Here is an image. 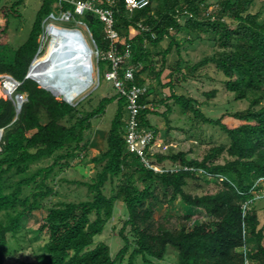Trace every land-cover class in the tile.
Returning a JSON list of instances; mask_svg holds the SVG:
<instances>
[{"label": "trees", "instance_id": "16d2710c", "mask_svg": "<svg viewBox=\"0 0 264 264\" xmlns=\"http://www.w3.org/2000/svg\"><path fill=\"white\" fill-rule=\"evenodd\" d=\"M24 1L15 0L5 9V26H0V76L12 77L20 83L16 91H12V95L15 91L13 99L0 98V130H3L0 139V264H5L12 239L18 243L24 241V237H17L23 231L25 218L45 209L47 215L40 226V231L47 235L44 251L18 264H121L128 254L127 264H136L138 258L144 264H154L165 259L169 247L177 253L176 264H246V260L248 264H264V224L261 225L257 204L253 202V188L264 178V107L256 108L264 100V20L260 22L258 14L248 12L249 6L257 0H153L148 7L133 13L127 11L125 0H115V28L122 39L132 44L131 62L140 67L136 73L137 84L145 85L142 75L154 70L149 46L158 48L169 40L167 48L161 50L165 64L172 52L179 54L177 37L180 34L199 38L201 33H208L220 49L187 68L188 74L215 64L236 100L250 101V107L244 111L211 119L201 112L194 100L174 93L176 85L172 80L162 84V89H170V99L184 113L192 114L193 120L219 127L229 139L227 147L211 148L202 160L190 158L187 152L157 153L158 164L167 160L178 163L180 168L173 172H155L126 153L125 98L116 94L103 98L91 111L81 110L58 100L27 78L39 48L42 23L54 10L56 0H42L26 41L15 50L11 60L7 58L2 48L10 16H21L18 8ZM213 3L215 9L211 11ZM64 8L73 9L68 4ZM76 19L84 22L91 33V27L104 28L91 12ZM138 24L147 30H140ZM132 28L139 32L130 39ZM94 41L101 52L109 49L107 39L101 46L103 50L95 38ZM102 62L108 66L107 61H99V70ZM181 66V60H177L171 75L176 73L186 79ZM161 75V71L156 73L159 81ZM152 93L148 87L141 103H151L148 98ZM215 94L214 90L206 95ZM16 95L27 97L19 113ZM115 100L118 108L107 134V148L92 159L100 170L91 182L85 183L91 198L47 207V199L56 193L49 179L57 168L62 171L79 157L93 119L104 115ZM159 103L166 102L162 99ZM155 113L156 109H143L140 121L157 136V130L148 120V116ZM223 154L228 158L223 163L217 162ZM47 159H52L53 163L34 168ZM115 179H119V183L114 193L107 196L105 187ZM196 179L215 185L214 190L201 195L188 192L189 181ZM159 188L168 192L169 198L166 194L161 200L157 194ZM118 201L123 202L126 211L120 230L124 245L113 256L110 246L105 242L96 243V238L113 218ZM176 201L190 210L201 211L203 218L192 220L189 211L183 222L172 226L168 215L155 219L159 205ZM127 228L134 243L125 234ZM245 246L249 248L246 252L243 251Z\"/></svg>", "mask_w": 264, "mask_h": 264}, {"label": "rangeland", "instance_id": "374dc122", "mask_svg": "<svg viewBox=\"0 0 264 264\" xmlns=\"http://www.w3.org/2000/svg\"><path fill=\"white\" fill-rule=\"evenodd\" d=\"M15 0H0V26H5V9H9ZM214 2V1H211ZM42 4V0H25L23 4L18 8L20 13L19 18L10 16V25L5 34V41L3 44V51L9 60L12 59L15 50L23 44L32 28V24L35 20L37 11ZM156 3L153 2V6ZM214 3L212 4L211 11L215 9ZM2 8V9H1ZM248 12L251 14H258L259 21L264 20V0H257L254 4L250 5ZM81 18V17H79ZM72 27L79 28L86 39L89 47L93 50V61L95 66V80H98V57L97 46L95 40L101 50L102 45L105 43V32L98 28L91 27V31L94 34V38L90 30L82 25L79 20L74 21L71 24ZM180 43L179 54L172 52L168 56L167 62L163 63L162 49L167 48L169 40H166L160 46L151 48V60L153 71L146 72L142 75V79L145 81V85L153 90V93L149 96L148 101L151 102L155 114L148 116L149 123L157 130L155 147L156 152H162L164 155L177 154L179 152L189 153L190 158L202 160L203 157L209 152V150L215 146H228L229 139L219 127L205 124L197 119L193 120L192 114L184 113L183 109L170 99V89L161 88L162 84H165L172 80L175 83L174 93L177 95H183L188 99L194 100L196 106H198L201 112L208 118L218 119L226 113H235L238 111H244L250 107V101L248 100H236L235 94L228 91L225 85V76L217 69L215 64H208L199 68L194 74H188V69L206 57L212 56L220 48L217 42L212 40V35L208 33H201L199 38L195 35L188 36L186 34H180L177 37ZM106 52V51H104ZM65 60V61H64ZM62 60L59 69L64 72H68L71 66V59ZM177 60L182 62V72L186 79H181L178 74L171 75ZM165 62V61H164ZM69 64V65H68ZM106 63L102 62L100 65L99 81L100 86H92L88 91L81 95L73 102V105L77 106L81 110L91 111L98 106L99 102L103 98H110L117 94L116 89L113 86V82L105 78V74L108 71ZM161 71V80L156 77V73ZM8 80L4 76H0V98L13 99L11 93H7ZM40 86V85H39ZM41 87V86H40ZM13 88V89H14ZM12 89V91H13ZM216 91L215 96L209 97L206 94L212 91ZM49 91V90H48ZM51 92V91H50ZM54 96L61 101L63 98L54 94ZM164 100L166 103H159L160 100ZM264 107V100L256 107ZM118 108V102L115 100L111 103L104 115L99 116L92 121V128L86 134L84 148L81 150L78 158L70 161V166L60 171L56 169L54 175L49 179V183L54 187L55 195L49 197L46 201V206L51 207L61 202H80L91 198L92 194L88 190L85 183H89L93 180L100 166L95 164L92 159L98 157L101 152L107 148V134L111 128V123L116 115ZM166 114V115H163ZM170 128V129H169ZM228 158L227 154H223L217 162L223 163ZM53 163L52 159L44 160L38 163L34 168L46 167ZM164 168L172 170L176 168L178 163H173L170 160L164 162ZM119 183V179H115L114 182H108L105 187V194L110 196L114 193L116 186ZM215 185L207 184L203 179L190 180L187 187V191L194 195H201L208 191H213ZM157 194L160 199H164V195L169 193L161 188L157 190ZM256 208L258 210L261 225L264 224V199L256 200ZM192 212V220L200 217L203 218L201 211L194 209L190 210L185 207L180 201L173 203H166L159 205L155 212V219L170 216V226L178 225L183 222V218L188 212ZM47 215V210H40L29 215L23 221V231L17 237L18 239L24 237V241L18 243L16 239H12L10 250L6 256L5 264H18L20 261L34 259L35 254L44 251V244L47 240V235L40 231V226L43 219ZM202 216V217H201ZM126 219V211L123 202L118 201L115 205L114 216L107 223L104 232L96 238V243L105 242L111 248L113 256L123 247L124 242L120 236V230ZM125 234L134 243L133 235L129 228L126 229ZM129 254L125 257L121 264H127ZM177 253L169 247V251L163 261H154V264H176ZM136 264H144L143 261L138 258Z\"/></svg>", "mask_w": 264, "mask_h": 264}, {"label": "built area", "instance_id": "2783aa9c", "mask_svg": "<svg viewBox=\"0 0 264 264\" xmlns=\"http://www.w3.org/2000/svg\"><path fill=\"white\" fill-rule=\"evenodd\" d=\"M152 1L153 0H125V7L128 12L133 13L148 7ZM66 4L72 6L73 9H65L64 6ZM114 7L115 0H56L54 10L42 23V32L38 38L39 48L35 56L44 55L49 49L56 50V47H59L63 42L69 40L68 44L79 49V53L73 51V57H68L71 59L74 74L83 75L84 72H89V69H91L93 74L92 86L96 84L95 87H99L100 70L98 67V83H96L94 61H91L87 56L88 46L83 32L79 28L71 26L74 21L78 20L76 16H82L86 12L96 14L104 24L105 36L109 41V49L106 52H101L97 47L98 64L99 61L108 62L109 70L106 72L105 78L113 82L117 95L126 100L124 113L126 153L135 156L140 160L143 166L155 172L178 171L180 168L179 165L172 170H167L164 168L163 164L156 163L155 155L157 153H162L154 151L157 146L156 135L152 128L141 125V111L145 108H149L150 110H154V108L151 103H141V98L147 94L148 87L136 83V73L139 71L140 67L131 62L132 44L122 39L115 28ZM80 23L88 28L84 22L80 21ZM138 26L140 30H147L142 24H138ZM138 32V29L132 28L129 38H133ZM153 37L155 36L153 35ZM119 44H122L121 48ZM82 66L84 67V71H80ZM8 77L9 76H4L6 80L9 79ZM15 100L17 106L18 104L23 105V103L27 101V97L16 95ZM64 101L73 105V102ZM199 172L203 173V171ZM253 192L255 194L253 202L264 199V178H260L256 182ZM249 204L250 202L244 205V210L248 208ZM247 250H249V248L245 246L243 251L246 252ZM248 263L249 261L246 260V264Z\"/></svg>", "mask_w": 264, "mask_h": 264}, {"label": "bare ground", "instance_id": "6f19581e", "mask_svg": "<svg viewBox=\"0 0 264 264\" xmlns=\"http://www.w3.org/2000/svg\"><path fill=\"white\" fill-rule=\"evenodd\" d=\"M68 42L69 40H66L62 43V45L56 47V50L49 49L48 52L44 55L37 56L32 63L30 75L35 81L39 83L41 87L53 92L55 95L63 98L64 100L74 102L92 87L93 74L91 72V69H89V72H84L83 75H76V73L74 74L73 69L71 67L70 69H68V72H64L59 69L60 65L58 66V63H61L64 58L67 60L70 59L71 56L73 57V51L75 53H79V49L68 44ZM86 44L88 46V48L86 47L88 53L87 56L92 61L93 51L91 47H89L88 43ZM69 56L70 58H68ZM80 71H84L83 66L81 67ZM7 82V93H11L12 89L16 85L10 79H8Z\"/></svg>", "mask_w": 264, "mask_h": 264}, {"label": "water", "instance_id": "95a60500", "mask_svg": "<svg viewBox=\"0 0 264 264\" xmlns=\"http://www.w3.org/2000/svg\"><path fill=\"white\" fill-rule=\"evenodd\" d=\"M35 58H36V56L34 57V59H33V61L35 60ZM32 61V62H33ZM30 69H31V67H30ZM30 69H29V72H28V75H27V78L28 79H32V80H34L32 77H31V75H30ZM10 80H12L13 81V83L17 86L18 84H20L19 82H17L16 80H14L12 77H8ZM35 81V80H34ZM51 93H53V92H51ZM54 94V93H53ZM21 108H22V105H20V104H18V113L21 111ZM0 135H1V138H2V136H3V130H0Z\"/></svg>", "mask_w": 264, "mask_h": 264}, {"label": "clouds", "instance_id": "9594fccd", "mask_svg": "<svg viewBox=\"0 0 264 264\" xmlns=\"http://www.w3.org/2000/svg\"><path fill=\"white\" fill-rule=\"evenodd\" d=\"M37 82V81H36ZM38 83V82H37ZM53 94V93H52ZM54 95V94H53Z\"/></svg>", "mask_w": 264, "mask_h": 264}]
</instances>
